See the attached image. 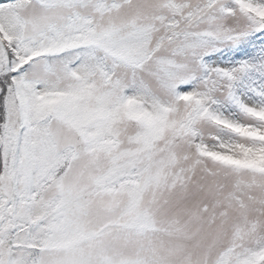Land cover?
Segmentation results:
<instances>
[{
    "label": "snow or ice",
    "instance_id": "6c2138e0",
    "mask_svg": "<svg viewBox=\"0 0 264 264\" xmlns=\"http://www.w3.org/2000/svg\"><path fill=\"white\" fill-rule=\"evenodd\" d=\"M0 264H264V0H0Z\"/></svg>",
    "mask_w": 264,
    "mask_h": 264
}]
</instances>
